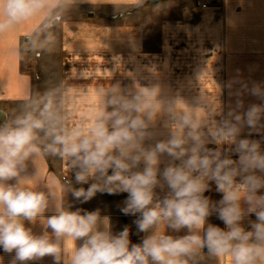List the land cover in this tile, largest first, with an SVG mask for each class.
Masks as SVG:
<instances>
[{"label": "clouds", "instance_id": "clouds-1", "mask_svg": "<svg viewBox=\"0 0 264 264\" xmlns=\"http://www.w3.org/2000/svg\"><path fill=\"white\" fill-rule=\"evenodd\" d=\"M44 3L0 0V33ZM242 91L259 103L245 109L237 99L211 126L198 113L175 112L156 86L98 92L87 126H68L55 90L31 98L0 124V249L14 253L10 264L45 257L53 264H264V86L244 84ZM158 119L166 135L155 130ZM39 155L60 157L75 182L88 185L68 189L81 203L126 193L120 210L136 217L141 242H131L127 225L114 232L99 209L57 205L44 217L48 197L25 175ZM213 185L219 200L205 195ZM213 215L223 228L209 222ZM41 217V234L26 226Z\"/></svg>", "mask_w": 264, "mask_h": 264}, {"label": "crops", "instance_id": "crops-1", "mask_svg": "<svg viewBox=\"0 0 264 264\" xmlns=\"http://www.w3.org/2000/svg\"><path fill=\"white\" fill-rule=\"evenodd\" d=\"M145 1L45 0L44 7L29 20L0 33V109L7 112L6 105H24L35 96L28 58L40 55L39 51L60 67L69 127L87 126L98 108L97 93L116 86L133 93L156 86L175 112L198 113L209 126L213 117L219 120L233 110L237 99L245 109L259 103L242 87L264 86V0H224L206 7H198L195 0H168L127 12ZM49 22L45 32L43 25ZM27 36L30 39L25 41ZM155 130L167 134L160 119ZM25 175L35 190L48 197L44 217L63 205L71 211L99 209L111 217L114 232L125 226L122 212L101 193L84 203L72 197L69 187L88 185L77 184L60 157L37 156L28 162ZM205 195L221 198L214 185ZM44 217L26 226L41 234ZM209 222L224 227L215 215ZM244 224L247 227L248 221ZM169 234L184 235L185 231ZM143 236L141 233L140 242ZM13 255L0 249V264H10ZM32 264H53V260L45 257Z\"/></svg>", "mask_w": 264, "mask_h": 264}, {"label": "rangeland", "instance_id": "rangeland-1", "mask_svg": "<svg viewBox=\"0 0 264 264\" xmlns=\"http://www.w3.org/2000/svg\"><path fill=\"white\" fill-rule=\"evenodd\" d=\"M149 1V0H147ZM165 2L168 0H164ZM219 4H223L224 0H220ZM145 2L139 4L142 5L140 8L136 9L135 11L138 12L140 10H142L143 8L146 7H152L153 5H156L158 2H148L147 4H145ZM156 3V4H155ZM160 3H163L162 1H160ZM195 4L198 7H206V6H200L198 5L197 1L195 0ZM137 5V6H139ZM211 5H215V4H211ZM211 5H207V6H211ZM218 5V4H216ZM157 12H155V17H156ZM51 22L49 23H45L43 25V29L49 28ZM55 23V22H54ZM44 35V32L42 34V36ZM30 38H28V36L26 37V40H29ZM39 51V50H37ZM39 54L34 53L33 56L28 58V64L29 65V69H31L33 71L34 77H35V96L38 95H42L43 93L50 91V90H55L56 92V98L58 101L62 102L63 104V99H62V81L60 80V75L58 73L60 67L59 65L53 60L48 58H43L44 56L41 54V52L39 51ZM33 97V98H34ZM25 105V104H24ZM24 105H17V104H8L6 105V110L9 113V118L8 120L10 121L11 119H13L16 115L20 114V112L23 110ZM64 111V108H63ZM63 180H65L66 182H69V179L64 176ZM101 195H103L102 197H106V200L108 202L114 203V208L118 211L121 212V207L123 206V201L126 198L127 194L123 193V194H117V195H109L107 193H101ZM136 219V217L133 216H126L123 214V225H127L130 229V240L132 243H140V238H141V233L137 232V228L136 225L133 223V221Z\"/></svg>", "mask_w": 264, "mask_h": 264}, {"label": "water", "instance_id": "water-1", "mask_svg": "<svg viewBox=\"0 0 264 264\" xmlns=\"http://www.w3.org/2000/svg\"><path fill=\"white\" fill-rule=\"evenodd\" d=\"M160 1H164V0H149V1H146L145 4H147L148 2H160ZM141 6L142 5H139L133 9H131L130 11H127V12H129V13L133 12L136 9L140 8ZM7 119H8V113L5 110L0 109V124L4 123Z\"/></svg>", "mask_w": 264, "mask_h": 264}, {"label": "built area", "instance_id": "built-area-1", "mask_svg": "<svg viewBox=\"0 0 264 264\" xmlns=\"http://www.w3.org/2000/svg\"><path fill=\"white\" fill-rule=\"evenodd\" d=\"M198 5L200 6H207V5H211V4H219L220 0H196Z\"/></svg>", "mask_w": 264, "mask_h": 264}]
</instances>
